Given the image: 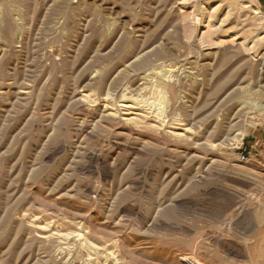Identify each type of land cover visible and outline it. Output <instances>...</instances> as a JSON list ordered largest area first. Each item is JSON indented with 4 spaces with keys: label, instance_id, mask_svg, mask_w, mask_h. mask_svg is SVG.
<instances>
[{
    "label": "rangeland",
    "instance_id": "obj_1",
    "mask_svg": "<svg viewBox=\"0 0 264 264\" xmlns=\"http://www.w3.org/2000/svg\"><path fill=\"white\" fill-rule=\"evenodd\" d=\"M263 108L264 0H0V264H264Z\"/></svg>",
    "mask_w": 264,
    "mask_h": 264
},
{
    "label": "built area",
    "instance_id": "obj_2",
    "mask_svg": "<svg viewBox=\"0 0 264 264\" xmlns=\"http://www.w3.org/2000/svg\"><path fill=\"white\" fill-rule=\"evenodd\" d=\"M260 131L261 134L264 136V116L260 124ZM250 156H251V151H247L246 148L245 149L241 148L239 158L242 162H247L250 159Z\"/></svg>",
    "mask_w": 264,
    "mask_h": 264
},
{
    "label": "bare ground",
    "instance_id": "obj_3",
    "mask_svg": "<svg viewBox=\"0 0 264 264\" xmlns=\"http://www.w3.org/2000/svg\"><path fill=\"white\" fill-rule=\"evenodd\" d=\"M173 94H175V93H173ZM262 114L264 115V108L262 109ZM166 117H164V119H165ZM167 119H168V117H167ZM165 122V121H164ZM140 149V148H139ZM187 234H189V233H187ZM232 245V244H231ZM228 247V246H227ZM234 247V246H233ZM232 247V248H233ZM231 248V247H230ZM231 248V249H232ZM234 250V249H233ZM232 250V251H233ZM236 251V250H235ZM241 253V252H240ZM180 257V259L183 261V262H185V263H187V264H200L199 263V261H197L196 259H194L192 256H188V254L187 255H180L179 256Z\"/></svg>",
    "mask_w": 264,
    "mask_h": 264
}]
</instances>
